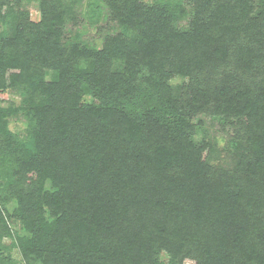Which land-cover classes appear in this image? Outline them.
I'll return each mask as SVG.
<instances>
[{
    "label": "trees",
    "instance_id": "trees-1",
    "mask_svg": "<svg viewBox=\"0 0 264 264\" xmlns=\"http://www.w3.org/2000/svg\"><path fill=\"white\" fill-rule=\"evenodd\" d=\"M80 1L0 0V264H264V0Z\"/></svg>",
    "mask_w": 264,
    "mask_h": 264
},
{
    "label": "rangeland",
    "instance_id": "rangeland-1",
    "mask_svg": "<svg viewBox=\"0 0 264 264\" xmlns=\"http://www.w3.org/2000/svg\"><path fill=\"white\" fill-rule=\"evenodd\" d=\"M91 0H81L78 4L77 11L79 12V20L77 21V27L73 29L74 35H78V38L86 43H89L90 45H94L97 48H100L102 45V39L103 36L107 33H110V31H114L115 29L111 28V26L107 27V16H106V10H104L103 5L101 12L96 13L93 15L87 9V5H89V2ZM147 3H152L155 0H145ZM93 2V0H92ZM96 3V1H94ZM29 12L32 20H38L39 18V12H38V4L36 2H28L24 6ZM93 16V17H91ZM100 27L102 28V31L99 32ZM69 29V28H68ZM177 83V81H173L172 84ZM8 102H14L15 104H18L19 98L9 92H3L0 93V106H6ZM205 126L203 128V133L206 134V137L209 139L216 140L222 144V138L221 135L218 133L217 127L215 125H212L209 120H204ZM11 129L16 130L17 132H23L24 124L22 122H19L17 124H11ZM201 139V135L198 138V140ZM14 203H11L9 205V211L11 212L14 208ZM10 228L17 232L19 235H22V230L20 228V224L16 221H11L9 223ZM5 244H9L11 241L9 239H6ZM12 257L17 262V264H22L20 261L19 254L13 250L12 251ZM164 257V256H163ZM184 264H190L188 262H185Z\"/></svg>",
    "mask_w": 264,
    "mask_h": 264
}]
</instances>
